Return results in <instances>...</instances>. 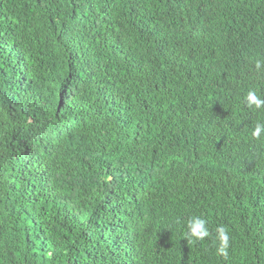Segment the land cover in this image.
<instances>
[{"label":"trees","instance_id":"obj_1","mask_svg":"<svg viewBox=\"0 0 264 264\" xmlns=\"http://www.w3.org/2000/svg\"><path fill=\"white\" fill-rule=\"evenodd\" d=\"M257 61L264 0H0V264H264Z\"/></svg>","mask_w":264,"mask_h":264},{"label":"clouds","instance_id":"obj_2","mask_svg":"<svg viewBox=\"0 0 264 264\" xmlns=\"http://www.w3.org/2000/svg\"><path fill=\"white\" fill-rule=\"evenodd\" d=\"M255 68L257 71L264 70V62L257 61ZM248 108H254L256 110L264 109V97L257 94L254 89H249L246 97L244 98ZM253 138L259 140L264 135V122H257L254 129L251 132ZM215 239L219 242L217 254L225 258L228 257V250L230 247V235L225 226H218L214 229ZM212 233L208 227V221L205 219L194 216L187 222L186 236L190 240L204 241L206 238H210Z\"/></svg>","mask_w":264,"mask_h":264}]
</instances>
